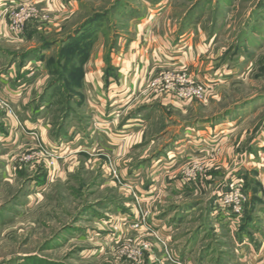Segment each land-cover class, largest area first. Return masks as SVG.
Listing matches in <instances>:
<instances>
[{
    "label": "rangeland",
    "instance_id": "rangeland-1",
    "mask_svg": "<svg viewBox=\"0 0 264 264\" xmlns=\"http://www.w3.org/2000/svg\"><path fill=\"white\" fill-rule=\"evenodd\" d=\"M150 1L0 0V70L45 51L44 74L25 98L30 113L0 97V127L13 122L30 138L0 156V264H173L169 256L185 264L175 254L183 246L190 264H264V163L255 162L264 158V0ZM151 20L181 42L182 66L137 62L150 71L138 93L105 115L87 114L85 75L114 74L119 50L145 39L135 23ZM130 110L145 126L130 154L122 142L114 153L111 125ZM24 120L41 126L28 131ZM70 131L89 144L59 163L62 150L44 142H64ZM164 153L157 171L149 161ZM144 166L141 185L133 172ZM62 168L70 172L58 175ZM43 174L38 198L29 182ZM232 182L247 197L234 232L214 205ZM160 215L169 227L155 226Z\"/></svg>",
    "mask_w": 264,
    "mask_h": 264
},
{
    "label": "crops",
    "instance_id": "crops-1",
    "mask_svg": "<svg viewBox=\"0 0 264 264\" xmlns=\"http://www.w3.org/2000/svg\"><path fill=\"white\" fill-rule=\"evenodd\" d=\"M147 2H151L150 0H146ZM139 16H136L135 18H138ZM142 17V16H140ZM153 23V25H152ZM157 23H154V21L151 20L149 24H146L142 26L141 28L138 26L137 23H135V30H138L139 32L143 33L145 36L144 40H137L135 37V40H131L129 44L126 45L124 49H120L119 56L123 58V60H119L118 57H116V60H119L116 64L117 70L114 74L108 75L106 78H103L102 71L98 68L95 71H89L87 75H85V78L82 82V90H83V96L86 100V112L87 114H95L100 115L102 113L105 115L106 113H109V111L112 110V108H115L125 102H127V99L129 97L131 98L138 93L139 87L146 81L148 78L149 67L143 68L138 67L136 63L140 65H148L147 61L148 58L152 61H155L157 63H164L166 66H172V67H181V52L182 47L181 42H176L175 38L171 37V39H167V33H160L159 30H157L158 26ZM169 32V31H168ZM202 35V33H201ZM200 35V36H201ZM201 38V42H202ZM193 40L188 39L187 40V46L191 48L193 45ZM123 51V52H122ZM199 53V49L196 47L195 52ZM45 51L42 50L40 55L45 57ZM33 61L29 59L23 65L21 64L19 69L16 70V65L14 63H11L9 66H7L4 70H0V97L4 100H7L10 104L13 105V107L17 110L18 114H22V112L30 113V109L25 106V98L26 94L32 89V87L35 85V78L39 74H44V65L42 59H36L35 57ZM140 61H144L142 64ZM34 68L32 73H29L30 66ZM98 65V64H97ZM193 61H190L188 66H192ZM164 66V65H163ZM151 70V69H150ZM213 74V72H212ZM211 74V75H212ZM213 77H215V73L213 74ZM9 78V79H8ZM12 79V81H11ZM204 80V78L202 79ZM138 95V94H137ZM44 108H46L45 103L42 105L36 106V110L42 111ZM129 115L121 119L118 123V125H111V130L113 131L111 142H113V148L114 153L119 152L120 149V142H122V145L124 146V152L122 154H130V145L129 142L133 141V139L139 134V132L142 130V128L145 126L146 118L137 115L134 111L130 110L128 113ZM23 126L30 131L31 129H37L39 130L40 123H35L30 125L28 121L24 120ZM74 129V128H72ZM24 130V129H22ZM75 130V129H74ZM73 130V131H74ZM70 131L67 136L63 137L64 142H44L45 144L53 145L54 148L58 150H62L61 152L64 153V157H61V160L57 162H64L67 159H70L72 156L77 155L79 149H83L88 146L89 142L83 139L82 141L78 142V138L80 135L76 133L74 135V132ZM73 132V133H72ZM199 137L201 138L202 131L197 132ZM25 132H21L20 129L15 126L13 122L8 124L5 127H0V156H3L4 153L8 152L13 146L19 148L24 145H28L30 138L29 135H25ZM63 134V133H61ZM74 135V136H73ZM45 136V131L42 134L41 131V137L43 140ZM72 137V138H71ZM71 138V139H70ZM180 142H184V140H180ZM91 143V142H90ZM259 147H263L262 145H259ZM164 157H166V154H162L161 156H155L151 158L149 161L154 169L159 171V168L157 165L162 163L164 160ZM262 161H255L259 163H264ZM260 165V164H259ZM137 170L134 171L133 177H139L141 178L139 180V184H143L145 182H142L144 179H148V176L146 175V170ZM66 172H70V169L65 171L62 168V171L58 173V175H62V173L66 174ZM121 177L126 178L127 176V170L126 168H122L120 171ZM152 173L151 177L152 184L148 186V190L150 192L152 189L154 190V183L158 182V176L160 175L159 172ZM46 176L40 175L29 182V186L34 185V193L38 198L42 196L48 185H47ZM171 185V184H169ZM163 186V185H162ZM173 186V184H172ZM177 189V185L174 186ZM164 188V187H163ZM145 190V189H143ZM147 190V191H148ZM159 190V189H157ZM161 190V189H160ZM168 188H164L163 191L167 192ZM146 191V190H145ZM147 194V192H146ZM152 194V192H151ZM32 203L26 202V208H30ZM118 211L124 212L126 214H130L131 211L123 208L118 207ZM28 211H30L28 209ZM125 215V214H124ZM167 220H165L161 215L158 216V219L155 221V226H162L166 225V227H169V222L166 223ZM159 222V223H158ZM163 222V223H162ZM165 230V229H164ZM171 229L169 228L168 233L169 234V243L173 248V242L172 240L173 235H171ZM187 246H183L181 250L177 249L175 254L178 258H181L185 264H190L192 259L190 257L191 250L185 249ZM184 249V250H183ZM183 250V251H182ZM175 251V250H174ZM178 251V252H177ZM20 262H23L21 260ZM196 264H202V261H195ZM18 263V262H17ZM24 263V262H23ZM10 264V263H9ZM44 264V262H43Z\"/></svg>",
    "mask_w": 264,
    "mask_h": 264
},
{
    "label": "built area",
    "instance_id": "built-area-1",
    "mask_svg": "<svg viewBox=\"0 0 264 264\" xmlns=\"http://www.w3.org/2000/svg\"><path fill=\"white\" fill-rule=\"evenodd\" d=\"M5 11L9 12L7 10ZM18 23H21V20H19ZM18 23H16L17 27L19 25ZM8 31H9V37H10V32H12V34L15 37L18 35V33H20L18 32V28L13 26V24H11V27L8 29ZM198 86L196 85V88ZM201 90H202L201 87L197 88V93L202 98L204 95H202V93H199V92H202ZM241 185H242L241 183L236 182L235 184V182H232L230 184V189L232 192L230 194H226L220 199H217L214 203L216 209L221 210L226 214L228 221H229L228 229H231L233 232L237 231L236 229L238 228L241 218H242L244 204L247 200L246 194L244 193L243 187ZM169 260L173 264L177 262V260L175 258H172L171 256H169Z\"/></svg>",
    "mask_w": 264,
    "mask_h": 264
},
{
    "label": "trees",
    "instance_id": "trees-1",
    "mask_svg": "<svg viewBox=\"0 0 264 264\" xmlns=\"http://www.w3.org/2000/svg\"><path fill=\"white\" fill-rule=\"evenodd\" d=\"M41 52H42V50H41ZM38 54V53H37ZM33 57H35V58H40V59H43V57L39 54V55H34Z\"/></svg>",
    "mask_w": 264,
    "mask_h": 264
}]
</instances>
